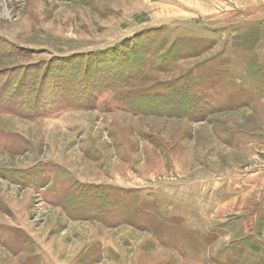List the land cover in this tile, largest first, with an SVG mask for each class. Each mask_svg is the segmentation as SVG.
Returning <instances> with one entry per match:
<instances>
[{"label":"rangeland","instance_id":"obj_1","mask_svg":"<svg viewBox=\"0 0 264 264\" xmlns=\"http://www.w3.org/2000/svg\"><path fill=\"white\" fill-rule=\"evenodd\" d=\"M0 264H264V0H0Z\"/></svg>","mask_w":264,"mask_h":264},{"label":"trees","instance_id":"obj_2","mask_svg":"<svg viewBox=\"0 0 264 264\" xmlns=\"http://www.w3.org/2000/svg\"><path fill=\"white\" fill-rule=\"evenodd\" d=\"M132 48H134V47H132ZM131 52H132V54L130 55L129 53L126 54L125 52L123 53L121 51H116V52H113L112 51V54L110 55L111 58H107L106 60H99L98 59V62L95 65L93 64L94 67H92V69H94V70L97 67H100V66L105 65V68L107 70L106 72L109 71L108 74H107V77L108 78H110L109 76L111 74H113V73H115L116 74L115 77H117L113 81H110L108 79H106V80L104 79V81H102L100 84H97V87L98 88H100L101 90L102 89L109 90V89L115 87L118 84H121L123 82H126L127 77H130L133 74H137L139 72L137 70V68L134 69V70H132V71L128 70V68H129V66L131 64L134 63V65H135L137 63V61H138V59H136V61H135L132 58H130L135 53L133 50ZM115 54L118 55L117 56L118 58H120V61L119 62H116V59L117 58L114 57ZM78 58H80V59L77 61V63H74V66L72 68H69L68 66H62V63L60 65H56V70H58V73H55V74L58 75V77L60 78V83L65 84L68 81L70 75H73L75 77L77 76V73H76L77 69H78V71H81L82 69H84L85 70L84 71L85 73L83 72V78L77 82V86H80L81 89H82V93H81V95H82V94L87 93L88 92L87 90L90 87V85H89V78H88V74H89L88 73V69L90 71V68L91 67L88 66L89 63L87 62V60L89 61L93 57L92 56L91 57H88V59L85 60L84 58H86V57L84 56V54H80V55H78ZM134 59H135V57H134ZM106 61H107L108 64L106 63ZM145 65H146L145 63L142 65V69H143V67ZM65 68H69V69H65ZM96 71H99V73H101V70L98 69V68L96 69ZM123 75L124 76L126 75V76L123 77ZM41 79H42V77H41ZM72 81H74V80H72ZM39 85H41V82L39 83ZM68 85H71V84L68 83ZM39 90H40V88H38L37 91H36V88H35V91H36L35 94L36 95H38L37 93L39 92Z\"/></svg>","mask_w":264,"mask_h":264}]
</instances>
